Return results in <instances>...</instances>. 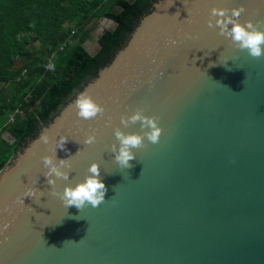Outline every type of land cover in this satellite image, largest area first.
Returning a JSON list of instances; mask_svg holds the SVG:
<instances>
[{
	"label": "water",
	"instance_id": "95a60500",
	"mask_svg": "<svg viewBox=\"0 0 264 264\" xmlns=\"http://www.w3.org/2000/svg\"><path fill=\"white\" fill-rule=\"evenodd\" d=\"M241 5L239 22L264 30V0H159L113 61L14 150L0 171V227L10 225L0 264H264V57L208 27L213 7ZM102 20L113 27L100 36L119 25ZM82 91L105 107L102 116L77 118ZM138 108L158 117L163 133L133 149L125 169L111 153L114 130L142 134L139 123H120ZM93 133L96 142L85 145ZM61 136L67 151L56 150ZM46 155L71 165L53 188ZM94 162L103 203L66 208L51 195L83 181Z\"/></svg>",
	"mask_w": 264,
	"mask_h": 264
},
{
	"label": "trees",
	"instance_id": "16d2710c",
	"mask_svg": "<svg viewBox=\"0 0 264 264\" xmlns=\"http://www.w3.org/2000/svg\"><path fill=\"white\" fill-rule=\"evenodd\" d=\"M158 1L0 0V171L14 150L113 61ZM105 16L119 25L104 31L91 54L85 42ZM20 56L27 60L16 65ZM3 131L17 140L11 144Z\"/></svg>",
	"mask_w": 264,
	"mask_h": 264
},
{
	"label": "clouds",
	"instance_id": "9594fccd",
	"mask_svg": "<svg viewBox=\"0 0 264 264\" xmlns=\"http://www.w3.org/2000/svg\"><path fill=\"white\" fill-rule=\"evenodd\" d=\"M245 11L246 9L243 5L230 10L227 8L213 7L211 9V18L208 20V27L218 28V35L228 40L231 45L238 50L247 51L248 55L253 59H260L264 57V30L258 28L257 25L259 22L253 23L252 20H246L241 24L239 18ZM171 43L175 44L176 41L173 40ZM211 66L213 65L210 64L209 67ZM74 107L76 109L77 118L81 120L95 119L98 116H102L106 111L105 107L88 95L86 91H82L76 97ZM120 123L124 127L139 123L142 130V134L125 133L119 127L114 130V136L119 146L117 147L116 144H113L111 146V153H113L116 163L128 169L133 166L130 161L136 159V154L133 149L144 147L145 138L151 144H158L163 129L159 126V118L145 115L144 109L142 108H138L130 116H121ZM39 139L44 144L50 142L47 134H42ZM96 140L97 136L93 133L86 136L83 143L85 145H92ZM67 141L68 138L61 136L59 140L56 141V150L61 149L67 151L65 148ZM42 163L44 167L48 169L43 175L46 177L47 183L51 185V188H53L57 179H69L70 171L64 170L66 167L69 169L71 168L68 159L57 160L56 155L55 157L46 155L42 157ZM88 173L89 175H87L83 181L77 182L75 186L66 185L62 193L52 190L51 195L58 196L66 208L75 206L77 209L81 210L86 204H90L92 207L99 206L105 201V194L107 192V188L100 178V165L95 162L92 163L88 168ZM29 191L33 196L37 193H39L40 196L44 195L43 192H39L36 188L30 189ZM9 227V224H4L0 227V235H3Z\"/></svg>",
	"mask_w": 264,
	"mask_h": 264
},
{
	"label": "rangeland",
	"instance_id": "374dc122",
	"mask_svg": "<svg viewBox=\"0 0 264 264\" xmlns=\"http://www.w3.org/2000/svg\"><path fill=\"white\" fill-rule=\"evenodd\" d=\"M102 21H103L102 19L97 21V23L95 24L93 30L91 31V36L85 42V45L89 49L90 52H96L98 50V48H99L98 40L95 39V38H97V36H99L100 31L102 29H104V28H107V26H109V25H110V27H113V24L110 23L109 21H104L105 27H103L104 25L103 26L100 25L102 23ZM37 43H38L37 40L34 38L33 43H32V48L34 50L36 49ZM23 60H24V58L22 60H19L20 62H18L17 65H20L23 62ZM4 132L5 131H3V133ZM4 135L7 137V139L12 140V138L9 135H7V134H4Z\"/></svg>",
	"mask_w": 264,
	"mask_h": 264
},
{
	"label": "crops",
	"instance_id": "0c3cea01",
	"mask_svg": "<svg viewBox=\"0 0 264 264\" xmlns=\"http://www.w3.org/2000/svg\"><path fill=\"white\" fill-rule=\"evenodd\" d=\"M23 58H24V60H23L22 63H24V62L27 60V57L20 56V57H18V58L16 59V65L18 64V62H20L19 60H22ZM22 63H21V64H22Z\"/></svg>",
	"mask_w": 264,
	"mask_h": 264
},
{
	"label": "flooded vegetation",
	"instance_id": "af4514ba",
	"mask_svg": "<svg viewBox=\"0 0 264 264\" xmlns=\"http://www.w3.org/2000/svg\"><path fill=\"white\" fill-rule=\"evenodd\" d=\"M101 25V24H100ZM105 26V25H104ZM110 26V25H109ZM96 30V29H95ZM100 38V34H99V36H97V38H95V39H99ZM99 49V48H98ZM74 96V95H73ZM33 138V137H32ZM30 140H31V138H30ZM23 148V147H22ZM22 148H20V149H18V150H21Z\"/></svg>",
	"mask_w": 264,
	"mask_h": 264
},
{
	"label": "built area",
	"instance_id": "2783aa9c",
	"mask_svg": "<svg viewBox=\"0 0 264 264\" xmlns=\"http://www.w3.org/2000/svg\"><path fill=\"white\" fill-rule=\"evenodd\" d=\"M10 120H13V115L10 116Z\"/></svg>",
	"mask_w": 264,
	"mask_h": 264
},
{
	"label": "bare ground",
	"instance_id": "6f19581e",
	"mask_svg": "<svg viewBox=\"0 0 264 264\" xmlns=\"http://www.w3.org/2000/svg\"><path fill=\"white\" fill-rule=\"evenodd\" d=\"M110 22V21H109Z\"/></svg>",
	"mask_w": 264,
	"mask_h": 264
}]
</instances>
